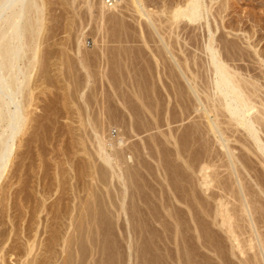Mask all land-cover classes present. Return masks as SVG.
Wrapping results in <instances>:
<instances>
[{
    "label": "rangeland",
    "instance_id": "rangeland-1",
    "mask_svg": "<svg viewBox=\"0 0 264 264\" xmlns=\"http://www.w3.org/2000/svg\"><path fill=\"white\" fill-rule=\"evenodd\" d=\"M36 1L3 264H264V155L213 101L204 31L168 23L184 0H143L155 29L131 0ZM221 2L222 55L264 87V0Z\"/></svg>",
    "mask_w": 264,
    "mask_h": 264
},
{
    "label": "bare ground",
    "instance_id": "bare-ground-1",
    "mask_svg": "<svg viewBox=\"0 0 264 264\" xmlns=\"http://www.w3.org/2000/svg\"><path fill=\"white\" fill-rule=\"evenodd\" d=\"M214 1L184 0V2H180L181 4L179 3L173 8L168 17V23L178 28L179 26L185 25L191 28L193 27L194 30L204 31L203 51L205 53H203L206 55L208 70L211 73L212 81L210 87L213 92V101L227 113L228 119L235 126L238 125L243 128L247 136L246 138H248V141H252L250 143L256 149L254 153L258 151L263 157L264 140H262L260 133L261 127L264 125V100L262 99L264 95H261V93L263 94L262 88L264 87L259 85L260 79L254 78L256 74L254 76L248 75L249 73L244 75L243 72L238 70L239 68L237 69L235 64L234 67L231 65L232 61L229 62L222 55L223 52L220 50L216 37L218 30L223 26L227 18L223 19V13L226 12L224 11L226 9L222 5V2L221 6L217 8V5L215 6L216 2L214 3ZM131 2L141 18L155 29L156 26L154 27L155 23L153 20L154 13L146 7L145 1L131 0ZM119 4L110 8L116 9ZM217 4L219 3L217 2ZM103 5L105 8L110 9L104 1ZM39 12L40 5L36 0H0V180L8 173V166L13 159L16 148L15 140L18 134L24 130L28 118H30L28 116L29 112L26 110H29L27 106L32 104L33 93L30 90L31 86L29 84H31L30 81L32 79L30 71H33L35 65V63L34 65L32 63L35 55L31 59V62L29 61L33 66L29 62L26 64L25 61L28 58L26 56L28 52L26 48H33V50H36V53H33L37 55L39 44L36 39L41 32L38 27L41 19L36 16H41L38 14ZM220 19L223 21H220ZM167 52L169 53V51ZM28 60H30V57ZM260 63H263L264 66V61ZM25 92L27 96L24 95ZM13 106L15 107L14 110ZM259 107L263 108V110ZM207 116L209 115L207 114ZM211 122L213 123V121ZM214 131L218 130H214L213 128ZM219 136L221 135L219 134ZM222 140L224 141L223 138ZM222 140L219 138V141L223 144L222 148L227 149L224 145L225 141L223 142ZM231 156L230 154L229 157ZM202 170L205 169L203 168ZM33 245L28 246V257L31 256L35 247ZM1 252L2 250H0ZM27 262L29 261H23L22 264H27ZM3 263L2 257L0 256V264ZM48 264L52 263L49 261Z\"/></svg>",
    "mask_w": 264,
    "mask_h": 264
},
{
    "label": "built area",
    "instance_id": "built-area-1",
    "mask_svg": "<svg viewBox=\"0 0 264 264\" xmlns=\"http://www.w3.org/2000/svg\"><path fill=\"white\" fill-rule=\"evenodd\" d=\"M104 3L106 4V6L110 7H114L117 4H119L122 0H103Z\"/></svg>",
    "mask_w": 264,
    "mask_h": 264
}]
</instances>
